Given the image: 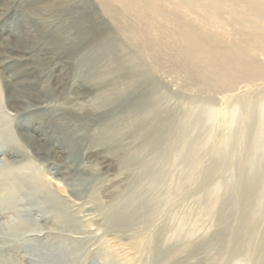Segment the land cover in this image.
<instances>
[{
    "label": "rangeland",
    "instance_id": "1",
    "mask_svg": "<svg viewBox=\"0 0 264 264\" xmlns=\"http://www.w3.org/2000/svg\"><path fill=\"white\" fill-rule=\"evenodd\" d=\"M65 1L0 0V264H32L31 259L42 264L32 253L38 246L44 254L67 252L57 264L261 263L264 249L251 262L240 253L244 244L236 231L242 221L234 215V203L251 175L246 145L258 122L248 118L238 97L256 103L264 83H241L243 74H237L236 91L205 90L192 74L198 66L221 73L219 83L231 69L234 82V62L217 57L201 64L174 52L175 70L155 77L160 96L144 120V135L136 138V129L127 126L113 135L110 124L123 121L137 98L151 101L152 85L134 93L122 90L125 73L115 70L103 82H90L84 60L96 65L104 58L114 69L115 60L129 51L106 55L99 49L103 43L114 49L123 39L97 0ZM156 1L166 11L174 8L169 0ZM83 25L91 27L88 45ZM170 28L172 43L188 49L189 41ZM239 28L226 27L224 35L235 39ZM209 49L225 56L230 48ZM186 77L191 79L182 90L179 79ZM113 90L115 101L101 104L100 95ZM159 113L167 118L160 121ZM185 119L196 122L188 140L197 148L192 151L198 166L190 160L192 151L182 149ZM7 142L20 143L24 160L5 152ZM39 177L48 181L46 191H37ZM216 183L220 197L212 191ZM138 236L148 242L143 253L134 248Z\"/></svg>",
    "mask_w": 264,
    "mask_h": 264
},
{
    "label": "bare ground",
    "instance_id": "2",
    "mask_svg": "<svg viewBox=\"0 0 264 264\" xmlns=\"http://www.w3.org/2000/svg\"><path fill=\"white\" fill-rule=\"evenodd\" d=\"M97 2L104 16L115 28L118 37L123 39V42L117 43L114 49L110 48V50H107L104 43L99 49L106 52V55L112 50L121 52V54L128 50L129 56L121 55L118 57L115 60L114 69L108 67L107 64H103L102 61L104 58L96 65L90 60H84L83 66L88 70L87 79L90 82L99 83L106 80V78H108L107 76L113 70L124 71L125 84L122 90L134 93L144 86L152 85L150 94L155 95L151 101L137 98L136 101L131 102L127 108L129 111L127 110V114L123 118V121L115 120L110 124L108 131L113 135L118 134L124 126L136 129V138L144 135L146 132L144 129V120L147 119L154 111L155 107H157L156 102L160 96V94L158 95L155 91V88H157L155 77L158 73L169 75L175 70L174 62L170 58V54L174 52H179L182 55H186L188 58L191 57L201 64L204 62L207 63L209 60L213 62L217 57L226 64L232 63V61L234 62V82L232 78L233 71L231 69L223 74L222 82L224 81V83H219V81L216 80L217 76H220L221 73H216V71L211 70V68L210 70L199 69L201 66H198V68L195 69V74L191 72L194 75V79L202 80V83L198 84H201L205 90L211 89L217 91L224 87L228 89L234 87V91H236L239 85L236 81L238 79L237 74H243V76H241V83H264V0H169V3L174 6L171 12L162 9L156 0H97ZM66 3L67 1L65 0L61 2V4ZM256 22L262 23L263 27L256 26ZM195 23H199L201 27L196 29V26H194ZM209 24L213 25L210 30L207 29ZM170 26H174L177 30L178 39H186L189 41L187 44L188 49L183 47L178 48L172 43L175 34L172 32ZM230 26L234 28L240 27L235 39L231 36L224 35L226 27ZM90 28L91 27L87 25L82 26L81 36L86 45H88L86 37L89 34L88 31ZM243 39L246 40L242 42ZM225 45H228L230 48L227 53H225V56L224 54L215 55L209 51V48L216 49ZM258 48H261V51L257 53L263 58L257 59L251 57L257 54L256 51L252 50H257ZM194 67L191 68L194 70ZM186 78L183 80L179 79V86L182 90L187 88V81L191 79L189 77ZM100 96L99 99L101 100V104L105 105L113 101L117 93L113 90L104 92ZM238 104L246 109L249 119L254 117L258 118L256 129H253L252 138L246 145L251 155V175L245 183L244 194L242 198L239 199V203H234V215L236 214L242 221V224L236 231V239L242 242L241 245L244 244V248L240 253L247 255L251 262V260H254V255L264 249V154L259 155L261 150H264V92L256 103L249 102L241 96L238 97ZM211 112L213 113V110H211ZM156 115L160 121L161 119L164 120L167 118L163 113ZM188 116H190V114ZM212 116H210L211 119H214V114ZM232 119H235V114ZM212 121L213 120L209 121V123ZM192 122L194 123L192 120L190 122L188 119H185L183 125L180 123L182 125L181 127H183L181 129V134L183 135V138H181L182 140L184 139L182 142V144L184 143L182 146L183 150L184 148L188 151H192L193 148L197 150V148L192 145L193 143L189 144L188 140V135H190L188 131ZM195 124L196 122L194 125ZM157 134H159V130L154 136ZM234 138L231 141H233ZM31 139L32 137H27V140ZM195 145L197 147L196 142ZM4 147L5 152L9 153L12 158L16 159L20 156L24 160L25 154L19 150V148H21L20 143L15 142L12 144L11 142H7L4 144ZM221 151H223V153L219 150L220 154L224 157L226 154H229L226 148ZM191 154L192 157L190 156V158L188 155V159L190 158L192 163L198 166L197 153L192 151L190 155ZM225 159L226 158H223L222 160ZM190 160H187L188 163H190ZM218 161L221 162L220 160ZM195 165L193 166L195 167ZM193 166L190 167L192 172L195 170ZM210 176L212 177V174L209 173L206 177L207 179H205L209 183L211 179ZM209 183H207V186ZM48 184V181L39 177L36 186L37 191H46V189H48ZM228 186V191L236 192L233 185L231 189V185ZM212 191L220 197V192L222 191L221 186L216 183L212 186ZM147 245L148 242L146 239L138 236L135 240L134 248L136 251H142L143 253ZM41 250V246H38L32 253L33 256L35 255L34 257L42 261V264H57L62 261V257H67V252L65 253L62 249L58 251L55 249L56 252L54 253L56 254L40 253ZM32 253L30 251L29 254L32 256ZM57 255L60 257L58 258ZM31 260L32 264L36 263L34 259ZM236 264L241 263L237 261ZM258 264H264V260Z\"/></svg>",
    "mask_w": 264,
    "mask_h": 264
}]
</instances>
